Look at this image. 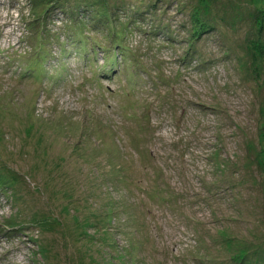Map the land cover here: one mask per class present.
<instances>
[{
  "label": "rangeland",
  "instance_id": "rangeland-1",
  "mask_svg": "<svg viewBox=\"0 0 264 264\" xmlns=\"http://www.w3.org/2000/svg\"><path fill=\"white\" fill-rule=\"evenodd\" d=\"M0 264H264V0H0Z\"/></svg>",
  "mask_w": 264,
  "mask_h": 264
},
{
  "label": "trees",
  "instance_id": "trees-1",
  "mask_svg": "<svg viewBox=\"0 0 264 264\" xmlns=\"http://www.w3.org/2000/svg\"><path fill=\"white\" fill-rule=\"evenodd\" d=\"M75 19H78V18L76 17ZM73 32H75V33L70 34L72 38H74L73 35H78L79 34V31H77V30H74ZM117 41H118L117 36L115 34H113V37L111 39V45H113L114 43L117 44L116 43ZM99 45H100V43H99ZM105 47H106V45H105Z\"/></svg>",
  "mask_w": 264,
  "mask_h": 264
}]
</instances>
